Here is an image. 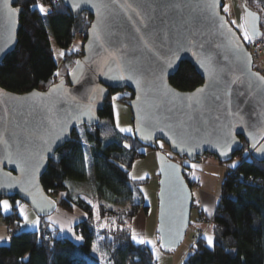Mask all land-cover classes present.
<instances>
[{"label":"water","instance_id":"95a60500","mask_svg":"<svg viewBox=\"0 0 264 264\" xmlns=\"http://www.w3.org/2000/svg\"><path fill=\"white\" fill-rule=\"evenodd\" d=\"M60 1L74 18L91 16L82 53L66 78L44 91L19 94L0 87V197H17L39 217L52 215L57 201L40 181L49 160L75 129L99 124L110 91L126 89L132 94L125 102L132 135L156 154L159 244L174 250L190 224L191 182L185 165L158 142L189 163L204 155L227 163L241 153L243 140L250 156L264 162V77L222 12L224 0ZM17 2L0 0V63L18 42ZM13 8L19 11L10 18ZM243 25L250 41L260 37V16L245 5ZM181 63L202 80L194 90L169 82ZM133 74L134 80L118 79ZM225 139L230 150L223 148Z\"/></svg>","mask_w":264,"mask_h":264},{"label":"trees","instance_id":"16d2710c","mask_svg":"<svg viewBox=\"0 0 264 264\" xmlns=\"http://www.w3.org/2000/svg\"><path fill=\"white\" fill-rule=\"evenodd\" d=\"M17 1L22 8L18 42L0 63V87L19 94L34 89L44 91L60 79L51 38L64 49L63 63L72 62L68 73L80 54L69 53L67 48L77 34L84 39L91 16L82 12L74 18L60 0ZM38 1L48 8L45 14L34 7ZM242 3L259 15L264 7V0H242ZM237 33L250 49L252 41H245L242 33ZM169 82L180 91H191L202 84L188 63H181ZM122 92L110 91L99 111V124L82 126L81 131L75 129L70 141L49 160L40 179L43 189L57 201V207L85 213L73 226L75 234L82 237L81 242H74L56 225L41 219L37 230H11L8 243L0 244V264H102L93 253L98 240L101 251L107 253L105 264H156L150 248L132 239L133 219L140 212L148 214L140 192L144 183L130 176L133 162L145 151L133 136L124 135L115 127L112 95L117 94L116 101L121 104L132 98L128 90ZM242 143L243 149L235 157L246 154L236 167L229 166L225 171L222 195L210 216L213 245L207 246L202 236L180 264H264V162L253 159L243 140ZM125 144L130 147L125 148ZM184 169V176L192 186L196 181L189 179L190 168ZM68 180L75 181L74 185L91 184L90 194L77 191ZM115 208L123 209L124 213H115ZM13 213L12 229L20 226L22 220L17 207ZM198 217L204 215L199 211ZM102 220L106 223H101ZM194 232L192 242L197 230ZM44 234L49 238L44 239ZM155 238L158 239L156 231ZM160 248L167 254L173 251Z\"/></svg>","mask_w":264,"mask_h":264},{"label":"rangeland","instance_id":"374dc122","mask_svg":"<svg viewBox=\"0 0 264 264\" xmlns=\"http://www.w3.org/2000/svg\"><path fill=\"white\" fill-rule=\"evenodd\" d=\"M38 3L41 4V1H38ZM223 3H224V5L222 8V12L227 16L232 27L241 33L246 32L244 25H243V3H242V0H224ZM225 8H227V10H225ZM45 9L47 12L48 8H45ZM51 42H52L54 59L57 63L56 74H58L60 78H66V73H67L66 70L68 67H70L72 65V62H68L65 65L63 63L64 49L58 47L53 38H51ZM83 43H84V39H83L82 35L77 34L76 38L73 40L71 45L67 48V51L69 53L78 52L81 56ZM80 45H81V49L79 48ZM62 52H63V55H61ZM122 91H123L122 93H126L125 91H127V90H122ZM116 97H117V94H114L111 97L112 106H115L114 108H117V109L113 110V120H114L115 127L120 133H122L124 135L127 134L130 136H133L132 135L133 134V127H132L130 109L128 108V106L126 104L118 103V101H116ZM112 109H113V107H112ZM121 128H131L132 131L131 132H121L120 131ZM77 129L79 131H81L82 126L77 128ZM160 144L161 143L158 142L159 149L164 151V153L166 155L174 158V160L185 165V167L189 166V168H190L189 179L194 180L196 182L199 181V185H196V182H195L191 186V192H192L193 198L197 197V195L199 194V190H201V189L208 191V195L211 196V199H212L210 206L212 208V211L214 212L215 208L217 206V203L219 202L221 195H222L221 183H222L225 171H228L229 170L228 167L232 166L234 162L236 164L240 163V161L243 159V157L245 156L246 153L243 152L241 157H234L231 161H229L227 163H222V164H226L227 167L224 165L221 166L220 164H218L217 168H220V170L216 174V172H209V173L203 172L204 168L207 165H210L208 163V161H206V160L207 159H213L214 158L213 156L204 155V156H202L203 159L201 157H199L200 160H198L197 162L195 161L194 164L193 163L190 164L186 159H179L177 156L170 154L168 148L165 145H163V147H160ZM144 151H145L144 152L145 154L133 162L131 170H130V176H131V178H132V175L136 176L139 174V175L143 176L142 178H139V180H138V181H141L144 183V184L140 185V189H141L140 192L143 196L144 204L150 205L151 207H152V205H154V207H155V211L153 213H154L155 226H156V223H157V205H158V203H157L158 175H156V174L153 175V174H150V172H149V169H151L152 167L153 168L155 167L157 169L156 154H155V151L151 150V149H145L144 148ZM192 165H195V167H192ZM68 182L77 191H81V193H85V194H90L89 189H91V187H90V186H92L91 184H89V183H86V184L85 183H75V185H74L72 182H75V181L68 180ZM200 182H201V184H200ZM83 184H85V185L83 186ZM2 198H4V197H2ZM2 198H1V200H2ZM6 199L11 200V198H6ZM14 202H15L14 207L18 208V213L20 214L21 218L25 215L26 210H30L31 216H33L34 218L39 220L38 222H41L42 221L41 219H44L50 225H58V228L60 229V231L64 235H66L68 237L71 236L73 239H76V237L78 235L75 234L73 228H71V225L73 227V225L75 223H77V221H79V219H81L82 217H85V213L79 209H75L73 212H68V211L63 210L60 207H57L56 211L52 215L41 218L38 215H36L30 209V207H28V205H26L24 202H22L17 197H14ZM27 212H29V211H27ZM114 212L117 214H121V213H124V210L119 209V208H115ZM198 212H199L198 208H196V207L192 208L191 213H190V224H189V227L186 231V235L184 237V240L180 244V246L178 248L174 249L171 253L167 254V253H164L162 251V249L159 246V243H158L159 240L158 239H155L152 242L154 245L153 247H152V245L148 246V247H150V250H151L152 255H153V259L155 260L156 264H180V261H183L186 254L189 252V250H191L190 248L193 247L195 242H192V236H194L196 234L194 231H196L198 229L206 230V231H204L203 238L205 240L206 245L208 246L205 237L206 236L212 237V232H211V228H210L211 225L209 224L207 226L205 223L197 224L196 219L198 218ZM13 217H14V213H12V219H14ZM97 217L99 218V212H98ZM206 218H208L207 220L210 222V216H206ZM12 221L13 220H10L8 223V226L10 225L9 229L11 228V225H12L11 222ZM29 222H30V219L25 218L24 223L28 224ZM101 223H106V220L105 221L102 220ZM196 226H198V227H196ZM14 230L15 231H21L19 226H15ZM155 230H156V227H154V232H155ZM198 240H200V239H198ZM100 247H101V240H98V242L95 244L93 253L95 256L98 257V260H100L102 264H105L106 259H107V253L105 251H101Z\"/></svg>","mask_w":264,"mask_h":264},{"label":"crops","instance_id":"0c3cea01","mask_svg":"<svg viewBox=\"0 0 264 264\" xmlns=\"http://www.w3.org/2000/svg\"><path fill=\"white\" fill-rule=\"evenodd\" d=\"M112 107H113V110L117 109V108H114L115 106H112ZM213 159H207L206 160V161H208V163L210 165H207L204 168L203 172H207V173L216 172V174L219 172L220 168H217L218 163L215 161L216 159H214V160ZM192 163L194 164V162H192ZM149 172H150V174H153V175L156 174L157 175L158 170L155 167L154 168L152 167L151 169H149ZM142 177L143 176H141L139 174L136 176L132 175V178L134 180H139V178H142ZM200 184H201V182H200ZM1 198L2 197H0V201L7 200L6 198H2V200H1ZM7 201L9 202V205H10L9 211L5 212L2 209V207H0V244L8 243L10 235L12 233L11 230H14V228L9 229L10 225L8 226L9 221L13 220L12 219V213H13V210L15 208L14 207L15 206L14 198H11V200H7ZM211 201H212V199H211V196L208 195V191L201 189V190H199V194L197 195V197L193 198V208L194 207L198 208V211H200L202 213V215H204V216H212L214 212L212 211V208L210 206ZM147 207H148V214L147 215H144L142 212H140L133 219V221H132V236L135 235L137 237V240H142L145 242V243H138L137 241L133 240L136 244L146 245L147 247L152 245V247H153L154 246L153 243H147V242L148 241L153 242L156 239L155 238V232H154V227H156V226H155V219H154V213H153L155 211V207H154V205H152V207L150 205H147ZM27 211H29V212H27ZM30 213H31L30 210H26L25 215L22 217V220H21L20 226H19L21 231H34V230L38 229L40 222H38L39 220H37L36 218L31 216ZM25 218L30 219V222L28 224L24 223ZM83 218L84 217H82L81 219H83ZM81 219H79V220H81ZM56 226L58 227V225H56ZM196 227H198V226H196ZM71 228H73L72 225H71ZM69 237H70V239H72L76 243L81 242V239L76 240V239H73L71 236H69Z\"/></svg>","mask_w":264,"mask_h":264},{"label":"snow or ice","instance_id":"6c2138e0","mask_svg":"<svg viewBox=\"0 0 264 264\" xmlns=\"http://www.w3.org/2000/svg\"><path fill=\"white\" fill-rule=\"evenodd\" d=\"M81 2L82 3H88L89 0H81ZM93 6H95V5H93ZM34 7L36 9H38L41 12V14H45L46 13V9L44 8V6L42 4L37 3ZM79 7H80L79 3H73V8L74 9L79 8ZM225 10H227V8H225ZM18 11H19L18 9H14V8L13 9H8L7 14H8V16L10 18H12L18 13ZM94 27H97V26L94 25ZM242 35H243V38H244L245 41H248L250 39V37H249L247 32H243ZM61 55H63V52L61 53ZM171 66H172V64L169 61L167 63V67H171ZM201 66L203 67V65H201ZM118 79H121V80H123V79L134 80L135 79V75L134 74L133 75H128V76L121 75V76L118 77ZM136 83L139 84V80H136ZM198 91H202V90H198ZM137 99H139V96L137 97ZM66 131H67V127L66 126L61 129V133H64ZM120 131L121 132H131L132 129L131 128H121ZM145 138H147V137H145ZM230 144H231V141H229L228 139H225L223 141V148L230 150ZM173 146L175 147V144H173ZM124 147L128 148L130 146L128 144H125ZM160 147H163L162 143L160 144ZM226 154H227V152L221 150V155H226ZM192 167H195V165H192ZM232 167H236V163L235 162L233 163ZM0 207H2V209L5 212L10 210V205H9V202L7 200L0 201ZM76 239L80 240V239H82V237L77 236ZM132 239L134 241H137L138 243H145L142 240H137V237L135 235L132 236ZM205 239L207 241L208 246L211 247L213 245V238L211 236H206ZM147 243H152V242L148 241Z\"/></svg>","mask_w":264,"mask_h":264},{"label":"built area","instance_id":"2783aa9c","mask_svg":"<svg viewBox=\"0 0 264 264\" xmlns=\"http://www.w3.org/2000/svg\"><path fill=\"white\" fill-rule=\"evenodd\" d=\"M259 16H260L261 35L259 38L252 41V45L249 51L252 56L253 69L264 77V7L261 10V13ZM196 185H199V181L196 182ZM207 219L208 218H206V216L198 217L196 219V223L197 224L205 223L208 226L210 222ZM204 231L206 230L198 229L197 235L193 237V242H196L198 241V239L202 238ZM47 238H49V236L47 234H44V239H47Z\"/></svg>","mask_w":264,"mask_h":264},{"label":"flooded vegetation","instance_id":"af4514ba","mask_svg":"<svg viewBox=\"0 0 264 264\" xmlns=\"http://www.w3.org/2000/svg\"><path fill=\"white\" fill-rule=\"evenodd\" d=\"M159 146V145H158Z\"/></svg>","mask_w":264,"mask_h":264}]
</instances>
